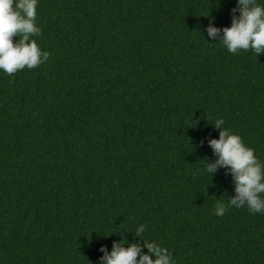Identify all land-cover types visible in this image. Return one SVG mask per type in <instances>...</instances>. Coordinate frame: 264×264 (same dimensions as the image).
I'll return each mask as SVG.
<instances>
[{
	"label": "trees",
	"instance_id": "16d2710c",
	"mask_svg": "<svg viewBox=\"0 0 264 264\" xmlns=\"http://www.w3.org/2000/svg\"><path fill=\"white\" fill-rule=\"evenodd\" d=\"M236 7L39 0L48 59L0 71V264H101L140 224L176 264H264V213L215 215L234 182L202 171L217 119L264 161V54L207 36Z\"/></svg>",
	"mask_w": 264,
	"mask_h": 264
},
{
	"label": "clouds",
	"instance_id": "9594fccd",
	"mask_svg": "<svg viewBox=\"0 0 264 264\" xmlns=\"http://www.w3.org/2000/svg\"><path fill=\"white\" fill-rule=\"evenodd\" d=\"M39 0H0V71L11 75L25 66L29 70L45 62L49 53L42 51L33 37L41 35L36 23ZM230 26L218 29L209 26L207 36L212 41H220L232 54L244 50L256 55L264 54V2L258 0H237ZM223 36H219L220 32ZM14 37H18L14 41ZM224 121L217 119L213 124L220 129L218 139H209L208 144L217 156L214 163H208L202 170L214 174L218 168H225L232 176L235 195L227 203L215 205V215L222 216L230 207H247L250 214L264 213V161L248 147L242 138L224 128ZM147 225L140 224L135 235L143 239L141 245L113 244L110 254L105 255L101 264H176L172 253L156 241L143 238ZM147 248V253L143 249ZM139 257V259H137Z\"/></svg>",
	"mask_w": 264,
	"mask_h": 264
}]
</instances>
